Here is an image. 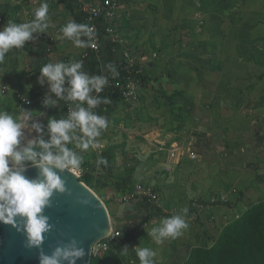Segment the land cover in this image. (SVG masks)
Listing matches in <instances>:
<instances>
[{
    "label": "rangeland",
    "instance_id": "obj_1",
    "mask_svg": "<svg viewBox=\"0 0 264 264\" xmlns=\"http://www.w3.org/2000/svg\"><path fill=\"white\" fill-rule=\"evenodd\" d=\"M118 1L122 28L134 56L150 62L151 81L137 100L116 106L101 132L98 150L110 156L107 164L82 151L76 170L91 179L86 185L108 207L113 226L126 222L117 243L128 252L137 234L168 218L149 217L144 198L137 199L139 185L157 194L154 206L165 214L183 215L201 246H212L225 226L264 201V0ZM45 31L21 48L31 76L41 74L43 64L28 59ZM62 58L58 63H72ZM9 88L0 112L19 122L16 90ZM43 94L56 102L51 89ZM125 189L133 208L118 219L114 205Z\"/></svg>",
    "mask_w": 264,
    "mask_h": 264
},
{
    "label": "clouds",
    "instance_id": "obj_2",
    "mask_svg": "<svg viewBox=\"0 0 264 264\" xmlns=\"http://www.w3.org/2000/svg\"><path fill=\"white\" fill-rule=\"evenodd\" d=\"M48 12L47 4L41 5L35 11V19L26 23H15L11 20L0 30V62H3L4 55L12 47L20 48L25 41L32 38V34L48 28L45 22ZM63 36L72 40L77 47L95 46L92 41L95 37L93 27L68 22L61 29ZM88 37L87 41L80 39V36ZM113 78L119 75L116 67L107 65ZM82 64L73 62L71 64L48 63L41 68V83L47 78L51 85V91L60 96L64 91L63 85L65 77H70L71 89L69 98L72 100L86 101L90 107H95L99 101L89 96L91 91L100 93L107 85L108 80L104 76L89 77L80 71ZM28 102V101H26ZM46 104H54L51 99L45 101ZM105 103L109 101L105 100ZM72 120H75L85 137L81 138L77 147L86 151L89 148L97 147L93 138L101 135V129L108 127L106 117L97 116L81 107L71 114L67 120H51L49 129L51 140L45 142L43 139L34 140L22 150H17L20 144L23 125L6 112H0V222L16 227L18 231H23L27 235V247L39 248L52 225L49 217L44 215V210L51 206V197L54 192L63 193L66 191L65 182L57 175L55 169L79 168L83 157L76 155L64 142H68L72 137L68 130L74 127ZM34 128L40 129L39 124H34ZM39 145L42 151H36ZM56 147L58 152H53ZM25 162H31L40 168V175L35 179H28L24 175L26 171ZM97 164H107L106 159L100 158ZM182 213L188 212L183 208ZM23 220V228L17 224L16 218ZM188 224L183 215L176 214L164 218L160 225L154 227L150 235L157 243H162L165 238L176 237L181 234L182 229H186ZM125 249V254H126ZM84 249L73 239L71 243L57 247L51 255L45 254L41 249L39 254V264H76V260L83 257ZM137 256L140 264H153L155 252L149 248L138 250Z\"/></svg>",
    "mask_w": 264,
    "mask_h": 264
},
{
    "label": "crops",
    "instance_id": "obj_3",
    "mask_svg": "<svg viewBox=\"0 0 264 264\" xmlns=\"http://www.w3.org/2000/svg\"><path fill=\"white\" fill-rule=\"evenodd\" d=\"M64 1L65 0H0V30H2L7 25L9 20L15 23H24L26 20L33 21L35 19L36 9L41 7L43 4H47L48 6L47 17L45 20V22L48 24V28H46L47 31L37 35L34 41H40L46 35L54 36L55 41L52 46L49 44V48H52L50 52H47L43 45L37 46V43L35 42V52L33 54L29 53L32 56V58L28 59L30 63L33 61L37 62L38 60V63L40 62L44 66L48 63H58V60H61V57H63L64 59L62 58V60H65L66 62H82L85 48L77 47L74 42L64 37L61 31L62 27L68 22H75L72 12ZM66 1L71 3L74 2V0ZM56 4L60 13H56V8L54 7ZM26 12H29V16L26 15ZM121 20L122 10L120 11L117 19L118 24L122 28L123 25ZM122 30L126 34L123 28ZM82 37H84V35L80 36V38ZM127 37L130 42L131 51L133 52L135 48L134 42L131 41L128 35ZM32 39L33 37L28 41L31 42ZM28 41H26L23 46L27 45L29 43ZM22 47L10 48L8 50L6 54L7 57H5L2 62L4 67L3 75L6 79H3L2 75L1 81L4 84L6 83V85L8 84V86L11 88H15L16 92L23 91L29 96L43 94L45 90L50 91L51 85L47 78H44L43 83L40 82L42 73L40 74L37 71V73H35L37 75L31 76L29 71L23 70L22 65L26 64L25 58L27 56L25 55L27 54L25 53V50H21ZM73 58H77V60H73ZM139 60L145 62L143 59ZM148 63L149 72L150 62ZM101 70L108 72L109 69L106 66H102ZM55 97V104H52L49 107H35L28 110L19 108L20 112L18 118L23 127L21 129L22 135L20 138V144L17 146V150H22L29 144V142L34 140L38 141L43 139L45 142H49L51 140L52 134L49 129V123L51 120L59 121L63 116L62 110H60V99L56 94ZM34 124H39L40 129L37 130L34 128ZM35 150L42 151L39 145L35 147ZM170 152H172V150ZM122 192L124 197L127 194H131L130 190L127 189ZM138 197L140 196L138 195L137 199ZM114 211L117 214L118 207L116 205H114ZM125 214H127L126 211ZM125 223V221L119 220L117 224L118 229H120L119 227H123ZM125 228L126 226L123 227V230H126ZM129 230L131 231L130 228ZM176 240H179L178 245L170 246L176 243ZM170 241L171 238L169 237L165 238L162 243H157L155 238H153L149 233L146 234V232H143L137 234L136 244L133 245V249H131V251H126V254L125 247L120 246L118 243H116V247L114 246V248L120 253V255H122L124 260L125 256L126 258H129V260H131V264H140V259L137 256V252L142 248H149L155 252V256L152 258L153 264H184L189 258L190 252L193 248L203 247L201 246L200 242V233L196 232L192 227L182 229L181 234L173 238L172 244H170ZM129 253L133 254L132 257L129 255ZM132 258H134V260ZM125 262L130 264L126 260Z\"/></svg>",
    "mask_w": 264,
    "mask_h": 264
},
{
    "label": "built area",
    "instance_id": "obj_4",
    "mask_svg": "<svg viewBox=\"0 0 264 264\" xmlns=\"http://www.w3.org/2000/svg\"><path fill=\"white\" fill-rule=\"evenodd\" d=\"M76 10L85 16V25L93 27L95 32V37L92 43L95 45L87 46L85 48V53L83 54V60L81 64L89 57L90 54H98L104 44H109L112 46V53L115 56L114 65L117 67L119 73L122 76L111 77L108 76V72H103L101 76L107 78L108 83L104 87L103 91L100 93L93 92L92 95H89L93 99L99 101L100 97L107 94L118 95L122 100H137L140 96L141 90L144 83L142 82V75L146 72V69L149 66L148 62L141 61L137 59L130 48V42L127 35L123 32L122 28L117 22L119 13L121 11V5L118 0H74ZM26 15L29 16V12H26ZM26 22H31L26 20ZM83 41H87L88 37L84 36L80 38ZM55 41L54 36L46 35L40 41H37V46L43 45L47 52H50L52 48H49V44L52 46ZM26 42V41H25ZM3 75V64L0 62V97H4L9 93V86L4 84L2 80ZM70 77H65V83L62 86L64 91L62 92V97L65 102V107L63 110V116L67 119L71 118V114L75 111H78L81 108V102L79 100H72L69 98V91L71 85L69 83ZM16 99L18 100L19 107L23 110L32 109L35 107L45 108L49 107L51 104H46L45 101L50 99V96L47 94L39 95H27L23 91L16 92ZM28 101V102H26ZM99 104L95 107H90L88 104L89 112L100 116L96 113V109ZM74 127L68 130V134L72 139L68 142H64V146L72 150L76 155L80 156L82 154V149L77 147L79 140L84 135L81 133V128L79 124L72 120ZM103 129L100 131L102 132ZM94 139V138H93ZM95 143H97L94 140ZM99 146L89 148L88 150L98 151ZM53 152H58L59 149L54 147ZM172 156L174 157V151L172 150ZM79 172L76 168H69ZM80 175V174H79ZM136 193L149 200L153 205L156 204L158 200L157 194L150 188L139 185L136 188ZM131 195L127 194L123 199H130ZM240 217V216H239ZM238 217V218H239ZM122 232L117 228L111 231V234L98 241L92 252V257H103L107 254L114 245L121 238Z\"/></svg>",
    "mask_w": 264,
    "mask_h": 264
},
{
    "label": "water",
    "instance_id": "obj_5",
    "mask_svg": "<svg viewBox=\"0 0 264 264\" xmlns=\"http://www.w3.org/2000/svg\"><path fill=\"white\" fill-rule=\"evenodd\" d=\"M40 171L38 166L31 164L26 166L24 175L31 180L38 178ZM55 171L65 182L66 191L54 192L50 198L51 206L44 210L52 225L51 230L45 234L39 248H28L25 232L0 222V264H39L41 249L51 255L57 247L67 245L73 239L85 252L76 264H90L94 245L111 234L112 218L104 201L81 180L76 171L69 168ZM117 206L118 219L125 218L127 208H133L124 199ZM16 220L22 229V218L17 217ZM113 229L117 227L113 226Z\"/></svg>",
    "mask_w": 264,
    "mask_h": 264
},
{
    "label": "trees",
    "instance_id": "obj_6",
    "mask_svg": "<svg viewBox=\"0 0 264 264\" xmlns=\"http://www.w3.org/2000/svg\"><path fill=\"white\" fill-rule=\"evenodd\" d=\"M64 2L72 12L75 23L85 25V16L76 10L74 2L71 3L66 0ZM114 60L115 56L112 53V46L104 44L98 54H90L89 57L85 59L82 63L80 71L87 74L89 77L101 76L104 72L101 70L102 66L107 67L108 64L114 65ZM108 76L113 77L110 70H108ZM121 76L122 74L119 73L117 77L120 78ZM141 78L145 85L149 84L151 78L148 68ZM93 92L94 90L91 91L89 95H92ZM58 97L60 99V110H62L63 114L65 102L62 94ZM105 100L109 101V103H105ZM121 101L122 99L118 95H103L100 97L98 103L99 105L95 111L98 115L106 117L107 120H110L116 106ZM80 102L81 107L89 111L87 102ZM60 120H66V118L62 116ZM81 133L83 134L82 129ZM81 137L88 139L84 135ZM99 137L94 138V140L98 142ZM82 151L83 154L86 156L88 155L89 150ZM94 153H96V161L100 158L108 161L110 158V156L106 153H102L101 155L98 151H94ZM81 180L87 184L91 182V179L88 176L81 178ZM141 204L144 210L148 213L149 217L152 219L171 217L165 214L161 208L150 203L146 198L143 199ZM90 264L127 263L120 253L113 247L103 257H92ZM184 264H264V201L254 205L239 218L225 226L220 236L212 246L193 248L190 252L189 258Z\"/></svg>",
    "mask_w": 264,
    "mask_h": 264
},
{
    "label": "bare ground",
    "instance_id": "obj_7",
    "mask_svg": "<svg viewBox=\"0 0 264 264\" xmlns=\"http://www.w3.org/2000/svg\"><path fill=\"white\" fill-rule=\"evenodd\" d=\"M112 229H113V225L111 226V231H112Z\"/></svg>",
    "mask_w": 264,
    "mask_h": 264
}]
</instances>
